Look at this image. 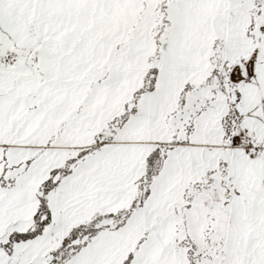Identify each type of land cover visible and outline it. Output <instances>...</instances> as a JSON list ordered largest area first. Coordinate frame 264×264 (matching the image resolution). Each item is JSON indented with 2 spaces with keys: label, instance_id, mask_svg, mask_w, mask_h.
<instances>
[{
  "label": "snow or ice",
  "instance_id": "1",
  "mask_svg": "<svg viewBox=\"0 0 264 264\" xmlns=\"http://www.w3.org/2000/svg\"><path fill=\"white\" fill-rule=\"evenodd\" d=\"M0 264H264V0H0Z\"/></svg>",
  "mask_w": 264,
  "mask_h": 264
}]
</instances>
